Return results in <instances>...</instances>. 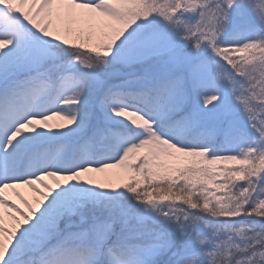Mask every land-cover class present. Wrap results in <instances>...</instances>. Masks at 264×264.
I'll return each instance as SVG.
<instances>
[{
    "label": "snow or ice",
    "instance_id": "1",
    "mask_svg": "<svg viewBox=\"0 0 264 264\" xmlns=\"http://www.w3.org/2000/svg\"><path fill=\"white\" fill-rule=\"evenodd\" d=\"M0 264H264V0H0Z\"/></svg>",
    "mask_w": 264,
    "mask_h": 264
}]
</instances>
